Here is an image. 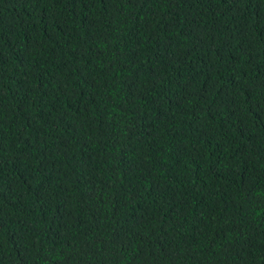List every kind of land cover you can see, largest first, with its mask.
<instances>
[{
	"label": "trees",
	"instance_id": "16d2710c",
	"mask_svg": "<svg viewBox=\"0 0 264 264\" xmlns=\"http://www.w3.org/2000/svg\"><path fill=\"white\" fill-rule=\"evenodd\" d=\"M0 264H264V0H0Z\"/></svg>",
	"mask_w": 264,
	"mask_h": 264
}]
</instances>
